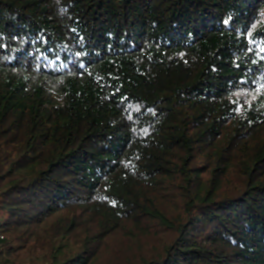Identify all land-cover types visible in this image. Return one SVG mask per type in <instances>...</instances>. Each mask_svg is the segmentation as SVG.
Instances as JSON below:
<instances>
[{"label": "trees", "instance_id": "1", "mask_svg": "<svg viewBox=\"0 0 264 264\" xmlns=\"http://www.w3.org/2000/svg\"><path fill=\"white\" fill-rule=\"evenodd\" d=\"M24 262L264 264V0H0Z\"/></svg>", "mask_w": 264, "mask_h": 264}, {"label": "rangeland", "instance_id": "2", "mask_svg": "<svg viewBox=\"0 0 264 264\" xmlns=\"http://www.w3.org/2000/svg\"><path fill=\"white\" fill-rule=\"evenodd\" d=\"M24 257H25V256H24ZM28 263H30V262H24V264H28ZM36 263H37V262H36ZM36 263H35V264H36Z\"/></svg>", "mask_w": 264, "mask_h": 264}]
</instances>
